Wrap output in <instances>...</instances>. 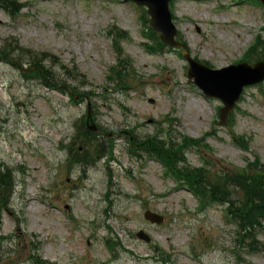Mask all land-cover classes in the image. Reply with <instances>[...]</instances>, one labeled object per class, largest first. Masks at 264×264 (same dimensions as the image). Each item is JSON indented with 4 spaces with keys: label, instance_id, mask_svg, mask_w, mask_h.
<instances>
[{
    "label": "rangeland",
    "instance_id": "rangeland-1",
    "mask_svg": "<svg viewBox=\"0 0 264 264\" xmlns=\"http://www.w3.org/2000/svg\"><path fill=\"white\" fill-rule=\"evenodd\" d=\"M23 1L28 4L27 13H33L34 18L28 20L23 11L19 19L9 20L0 10V39L14 37L24 47L57 55L61 66L53 67L55 76L75 64L93 85L101 86L105 65L110 64L113 54L107 30L115 25L127 31L129 40L122 46L138 84L134 83L135 90L110 98L113 104L106 102L109 111L105 114L112 128L137 124L138 128H132L136 130L135 135L145 137L156 124L144 125L143 121L148 117L156 120L164 117L167 122L163 126L171 131L178 130L193 137L216 132V136H205L210 150L204 147L198 150L209 162L243 165L246 154L233 147L226 131L216 125L217 105L183 82V61L174 52L148 55L142 50L145 48L138 46L143 41L138 8L119 0ZM224 1L230 3V0H204L194 5L180 1L179 11L176 10L177 14L189 17L181 21L180 28L186 35L191 54L213 66L225 65L239 57L242 43L252 40L257 27L264 22L261 7L237 5L233 6L237 12L224 13L236 17L245 26L236 30L237 27L230 24H211L209 21L214 18L211 5ZM218 17L228 19L224 14ZM262 35L264 37V32ZM20 80L9 68L0 66V161L22 164L25 168L16 195V223L20 222L28 240L31 233L37 235L42 258L53 264H165L156 256L160 252L168 257L167 264H264V255L247 257L245 250L234 243L235 227L223 220L219 206L196 213V200L189 192L176 188L173 179L164 175L154 160H144L137 165L127 161L124 167L114 166V185L108 196L105 194L106 170L100 163L94 165L84 179L79 177V166L53 177L63 157L56 152V147L69 138L72 133L69 119L79 111L68 106L64 95L47 93L36 86L26 88L19 84ZM148 97L156 99L154 105L147 102ZM191 99L200 106L189 104ZM98 105L104 110L105 103L98 102ZM241 107L246 109L245 103ZM247 111L245 117L235 114V127L241 126L243 118L248 119L245 131L251 138L248 156L263 160L264 103L258 102ZM121 146L119 143L117 150L120 157ZM186 159L194 166L200 164L195 151L187 152ZM68 170L71 179L78 177L75 182L79 187L73 184L64 192ZM47 179L50 184L44 191L42 185ZM70 189H73L71 194ZM48 201L56 208L47 207L45 202ZM65 206L68 211H64ZM146 206L164 214L165 224L148 225L141 217V209ZM14 219L8 215L2 217L0 235H12L21 240L23 236L17 237L15 233ZM138 227L148 231L160 246L159 252L154 251L152 244H144L128 234ZM206 231L212 233L214 245H209L204 238ZM114 233H118L124 249L117 250L115 259L111 260L105 240L113 238ZM0 241H3L0 264H32L29 256H24L26 250L15 252L12 240ZM200 244L213 247L201 251ZM240 259L244 261L239 262Z\"/></svg>",
    "mask_w": 264,
    "mask_h": 264
},
{
    "label": "trees",
    "instance_id": "trees-1",
    "mask_svg": "<svg viewBox=\"0 0 264 264\" xmlns=\"http://www.w3.org/2000/svg\"><path fill=\"white\" fill-rule=\"evenodd\" d=\"M247 198H249L248 202H250V200L253 199L251 196H248V195H247Z\"/></svg>",
    "mask_w": 264,
    "mask_h": 264
}]
</instances>
